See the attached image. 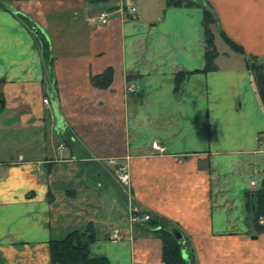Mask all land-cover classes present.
<instances>
[{"label": "crops", "instance_id": "crops-1", "mask_svg": "<svg viewBox=\"0 0 264 264\" xmlns=\"http://www.w3.org/2000/svg\"><path fill=\"white\" fill-rule=\"evenodd\" d=\"M0 1V264H50V239L89 222L97 233L92 255L165 264L159 233L116 208L131 201L161 224L181 226L198 264H264V232L254 233L245 199L264 181V104L247 66V57L264 64V0ZM123 3L139 16L98 22L101 10ZM208 7L219 55L217 69L205 73ZM18 11L50 42L54 80L34 25ZM107 67L110 88L93 86L90 75ZM185 70L195 73L177 95L174 77ZM130 74L137 78L128 82ZM77 145L89 155L79 158ZM86 162L94 176L102 175L94 164L107 175L114 165L130 181H112L110 205L90 204L83 220L78 202L94 192L84 182ZM114 227L122 231L117 241Z\"/></svg>", "mask_w": 264, "mask_h": 264}, {"label": "trees", "instance_id": "trees-1", "mask_svg": "<svg viewBox=\"0 0 264 264\" xmlns=\"http://www.w3.org/2000/svg\"><path fill=\"white\" fill-rule=\"evenodd\" d=\"M92 3L107 2V0H89ZM166 6H191L194 5L193 0H165ZM206 2V1H205ZM0 1V5H1ZM207 5V3H206ZM208 6V5H207ZM17 16L19 19L34 25V30L37 27L33 20L26 16L24 13L18 11ZM216 14L210 7L204 10V16L202 19L204 28V59L205 65L200 70L205 73L209 71H215L217 69V57L219 55L218 47H216V35L214 32L216 26ZM220 35L226 42V44L232 47L238 53L243 54L244 48L235 43L230 39L224 32H220ZM36 41L41 44V53L43 54L44 60L49 64L51 59V48L50 42L41 30L35 33ZM42 39V42H41ZM47 64V65H48ZM49 66V77L51 81L54 80L52 67ZM247 66L254 73L255 80L257 82L258 92L260 94V99L262 104H264V64L258 61V58H248ZM195 72L193 71H178L174 77L175 88L174 91L177 95L184 92L186 80ZM91 83L93 86L98 88H110L114 81V69L112 67H107L99 74H91ZM137 78L136 75H128L127 81L131 82ZM55 83V81H54ZM57 91V90H56ZM5 107L4 96L0 91V109ZM261 188L258 190H249L245 192L246 199V211H248L249 220L252 222V227L254 233L264 232V223L260 220L264 218V181L262 182ZM148 212L146 210L143 211ZM145 225L150 227L155 233H159L162 240V261L165 264H188L184 258V251H186L188 256V261L190 264H198L196 258L195 249L192 246L191 240L187 237L181 226L174 223H169L168 225L161 224L157 219H152L144 221ZM143 223V224H144ZM178 230L182 233V239L178 240L175 237L173 231ZM97 233L94 228V224L89 222L84 230L73 229V231L67 233L62 238H52L49 241V255L50 264H111L106 256L92 255L90 247L97 241Z\"/></svg>", "mask_w": 264, "mask_h": 264}, {"label": "rangeland", "instance_id": "rangeland-1", "mask_svg": "<svg viewBox=\"0 0 264 264\" xmlns=\"http://www.w3.org/2000/svg\"><path fill=\"white\" fill-rule=\"evenodd\" d=\"M42 42V39H41ZM41 46V44H39ZM54 58V57H53ZM48 64V63H47ZM77 150H82L87 152V149L84 146L81 145H77L76 146ZM77 152L76 155L79 156V158H81V156L83 155H89V153L87 152L86 154H84V152ZM92 157V156H91ZM95 168H98L100 170V173L102 175H95L97 172L93 169V164L92 163H82L81 169L83 170H90L89 174L87 176H84V182H86V184L88 186H92L91 188L93 189L94 192H89L88 194V200L87 201H80L79 200V204H81L83 207H85L86 209L81 210V212L79 213V216L81 219L85 220V213L86 210L88 212H94L93 209H91L90 204L96 205V204H101L103 206L104 205H110V202H112L113 197H115V193L113 192V189L111 188V182L114 181V183H117L118 185L120 183H124L123 181L120 180L119 175L123 172L124 170L121 168H117V166L114 167V165H112V174L108 172H106L105 170H103L104 165H96L94 164ZM93 169V170H92ZM97 169V170H98ZM95 171V172H94ZM105 174H104V173ZM108 177L111 178V180L108 179ZM124 185H126L124 183ZM99 192L102 193V197L100 198ZM101 201V202H100ZM120 205L117 206L116 208H119V210H122L123 212L126 211L128 214V210L125 208V206L121 203H119ZM130 205V204H129ZM102 214V212H99V216ZM117 214V213H116ZM93 217H97V215H94ZM79 218V219H80Z\"/></svg>", "mask_w": 264, "mask_h": 264}, {"label": "built area", "instance_id": "built-area-1", "mask_svg": "<svg viewBox=\"0 0 264 264\" xmlns=\"http://www.w3.org/2000/svg\"><path fill=\"white\" fill-rule=\"evenodd\" d=\"M120 15L124 18L131 17L132 19H135L139 16L138 14V8L134 5L123 3L122 5L118 7H111L106 8L100 11L98 16V22L101 24H107L110 19L115 16ZM128 91L132 92L134 91V86H128ZM45 102H49L47 98H44ZM152 147L157 149L160 153L165 152L166 147L160 144L157 140L152 141ZM119 178L121 181H123L125 184L129 183V174L128 173H121L119 175ZM128 207V216H130L131 221H138L140 223H144V221H148L152 219V215L149 212H144L140 208L138 204H135L134 202H130ZM261 223H264V218L260 220ZM122 235V231L119 228H113L110 233V239L117 241Z\"/></svg>", "mask_w": 264, "mask_h": 264}, {"label": "water", "instance_id": "water-1", "mask_svg": "<svg viewBox=\"0 0 264 264\" xmlns=\"http://www.w3.org/2000/svg\"><path fill=\"white\" fill-rule=\"evenodd\" d=\"M35 31H37V28H35ZM50 65L53 64V56H51V59H50V62H49ZM175 237H177L178 240L182 239V233L181 231H178V230H174L173 231ZM184 258L186 259V261L188 262V264H190V262L188 261V256H187V253L186 251H184Z\"/></svg>", "mask_w": 264, "mask_h": 264}]
</instances>
